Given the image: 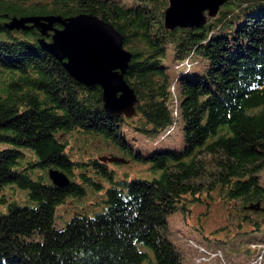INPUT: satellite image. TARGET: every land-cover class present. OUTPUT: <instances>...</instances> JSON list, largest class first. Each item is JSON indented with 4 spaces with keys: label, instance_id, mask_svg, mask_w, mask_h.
Returning <instances> with one entry per match:
<instances>
[{
    "label": "trees",
    "instance_id": "16d2710c",
    "mask_svg": "<svg viewBox=\"0 0 264 264\" xmlns=\"http://www.w3.org/2000/svg\"><path fill=\"white\" fill-rule=\"evenodd\" d=\"M167 5L0 0V264H184L167 236V217L180 211L187 219L214 193L230 205L232 222L208 235L194 229L216 246L228 244V253L264 245L245 239L264 231V0H228L206 24L174 30L164 27ZM80 13L110 23L131 52L123 78L138 100L134 116L108 113L101 88L70 77L35 28L4 26L12 16ZM168 45L174 67H184L175 79L162 63ZM178 118L179 148L147 152L126 136L169 133ZM70 138L80 144L76 157ZM93 144L126 162L88 154ZM110 163L143 170L119 178ZM49 169L64 173L68 184L54 186ZM88 198L87 211L78 208L56 226L60 206ZM225 228L234 235L218 239Z\"/></svg>",
    "mask_w": 264,
    "mask_h": 264
},
{
    "label": "water",
    "instance_id": "95a60500",
    "mask_svg": "<svg viewBox=\"0 0 264 264\" xmlns=\"http://www.w3.org/2000/svg\"><path fill=\"white\" fill-rule=\"evenodd\" d=\"M228 0H168L164 10L167 30L202 26L215 17ZM4 26L9 31L35 28L39 44L58 61L70 77L86 86H99L104 109L114 115L130 118L135 114L137 97L123 75L132 57L123 47L121 34L108 22L95 15L80 13L60 15L12 16ZM50 36V40L44 38ZM103 161L125 163L118 157H102ZM48 177L56 187L68 184L67 176L49 169ZM258 205H249L257 209Z\"/></svg>",
    "mask_w": 264,
    "mask_h": 264
},
{
    "label": "rangeland",
    "instance_id": "374dc122",
    "mask_svg": "<svg viewBox=\"0 0 264 264\" xmlns=\"http://www.w3.org/2000/svg\"><path fill=\"white\" fill-rule=\"evenodd\" d=\"M197 60L201 63V58L197 57ZM162 63L167 67V72L171 79H175L177 74H180L184 67L176 69L174 67V54L172 45L167 46L166 55L162 59ZM201 67V64L200 66ZM197 65H193L192 71L197 72ZM175 86V98H178V90ZM163 135V136H162ZM126 136L129 141L135 143L138 147L143 146L147 152L152 151L155 148H179L181 147L182 133H181V122L180 119H177V122L172 127L171 131L162 132L161 134L153 137H144L139 133H136L132 130L126 131ZM70 146L69 149L73 150V155L76 157V150H79L80 144L75 143L74 139H69ZM100 148L97 147V144H93L92 147H88L86 152L91 154L94 157H108L112 153V149L105 148L99 144ZM99 148V149H98ZM82 151V149H81ZM84 152V151H83ZM109 163V162H108ZM107 163V164H108ZM110 168L116 170L117 177H121L123 172L136 173L139 170H143V167L131 163L130 165H117L115 163H110ZM260 183L264 186V169L259 173ZM17 197H21L19 191H15ZM10 194V189L5 190V196L8 197ZM87 194H91V190L87 188ZM78 201V202H77ZM77 201H68L63 206H60L57 209L56 213V226H61L62 221L65 218L66 220L69 216L77 212L78 208H83L86 210V207L89 206L86 201L77 200ZM93 202V200L91 201ZM93 207V206H92ZM91 208H89L90 210ZM100 209V208H94ZM87 211V210H86ZM92 215V211H88ZM230 214L231 207L229 204L222 203L220 199L217 198V195L214 193L213 199L210 201L208 207L202 205H194L191 207V212L189 216L184 218L180 211H176L167 217V236L177 247L179 252L183 257L184 264H262L260 262V255L264 256V245H249V249L246 251L239 249V253H228L229 245L216 246L214 242L207 241L203 238L202 234L195 230L194 227L201 228L202 232L208 235L210 232H215V230L223 228L224 226L230 225L233 218ZM235 222V220L233 221ZM235 233V229L225 228L222 231H218L217 238H231ZM227 236V237H226ZM264 239V231L261 232H249L245 235V239L252 238ZM201 250H205V253H202ZM248 253V254H247ZM204 257L205 259H201Z\"/></svg>",
    "mask_w": 264,
    "mask_h": 264
},
{
    "label": "built area",
    "instance_id": "2783aa9c",
    "mask_svg": "<svg viewBox=\"0 0 264 264\" xmlns=\"http://www.w3.org/2000/svg\"><path fill=\"white\" fill-rule=\"evenodd\" d=\"M201 252L205 253V251H204V250H201ZM201 259H205V258H204V257H201Z\"/></svg>",
    "mask_w": 264,
    "mask_h": 264
}]
</instances>
